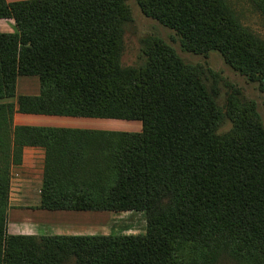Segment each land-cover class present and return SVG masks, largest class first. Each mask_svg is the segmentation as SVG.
<instances>
[{
	"label": "trees",
	"instance_id": "obj_1",
	"mask_svg": "<svg viewBox=\"0 0 264 264\" xmlns=\"http://www.w3.org/2000/svg\"><path fill=\"white\" fill-rule=\"evenodd\" d=\"M264 14V0H252ZM185 49L224 61L264 91V42L226 0H137ZM126 0H0V264H264V129L245 113L229 136L200 78L161 42L123 67ZM36 77L37 95H15ZM16 96V102L10 101ZM15 113L139 121L138 132L16 126ZM44 150L40 208L142 212L138 235H10L11 168Z\"/></svg>",
	"mask_w": 264,
	"mask_h": 264
},
{
	"label": "rangeland",
	"instance_id": "obj_2",
	"mask_svg": "<svg viewBox=\"0 0 264 264\" xmlns=\"http://www.w3.org/2000/svg\"><path fill=\"white\" fill-rule=\"evenodd\" d=\"M131 9L132 21L124 27L123 52L120 63L123 67H140L145 63L143 46L145 42H161L171 49L181 60L184 69L197 75L217 108L222 118L216 128V136H229L234 129V119L242 112L256 125L264 129V91L257 81H251L229 66L217 51L205 55L195 54L185 49L179 36L173 29L160 25L140 11L137 0H126ZM229 10L239 23L247 30L250 37L264 42V14L252 0H226ZM19 95H36L39 83L36 77L18 78ZM100 127H110L120 132H138L139 121L120 119L91 118ZM18 167V166H17ZM11 170L9 210L20 203V174ZM11 168V169H12ZM110 213V212H108ZM106 231L115 235H138L146 231V220L142 212L112 213ZM106 220V221H107ZM214 264H244L237 262L226 254L217 256Z\"/></svg>",
	"mask_w": 264,
	"mask_h": 264
},
{
	"label": "crops",
	"instance_id": "obj_3",
	"mask_svg": "<svg viewBox=\"0 0 264 264\" xmlns=\"http://www.w3.org/2000/svg\"><path fill=\"white\" fill-rule=\"evenodd\" d=\"M5 1L7 3H13L25 0ZM0 31L3 33H12L14 31L13 20L0 19ZM18 78L16 80V96L19 95L17 93ZM16 96L10 101L15 103ZM90 119L15 113L13 123L16 126L115 131L110 127H100ZM43 163L44 150L42 148L25 147L23 149L22 163L18 167L15 166V168H18L15 169L18 172L16 174H20L22 178L19 184L21 186L19 188L20 198H15L20 199V203L9 210L10 197H8L6 211L7 232L10 235L30 236L109 235L110 231L107 232L106 229L111 221L109 219L107 220L108 215L112 214L111 212L43 210L40 208ZM13 169L11 170L13 171Z\"/></svg>",
	"mask_w": 264,
	"mask_h": 264
}]
</instances>
